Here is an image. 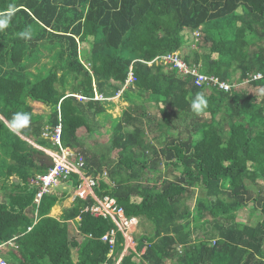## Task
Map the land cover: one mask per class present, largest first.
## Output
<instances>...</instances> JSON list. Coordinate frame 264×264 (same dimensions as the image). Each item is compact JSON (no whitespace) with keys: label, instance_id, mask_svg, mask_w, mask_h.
<instances>
[{"label":"trees","instance_id":"16d2710c","mask_svg":"<svg viewBox=\"0 0 264 264\" xmlns=\"http://www.w3.org/2000/svg\"><path fill=\"white\" fill-rule=\"evenodd\" d=\"M10 10L0 31V244L13 242L3 250L10 262L116 264L125 245L119 231L110 254L102 236L115 224L85 210L92 195L52 214L80 185L77 173L37 203L35 180L49 166L26 137L83 155L85 174L108 171L114 184L99 179L96 195L146 225L137 239L145 252L119 264H264V75L243 84L264 74V0H0V14ZM25 30L30 39L19 36ZM201 39L209 48L199 50ZM173 51L230 89L140 61ZM132 63L137 79L120 115L113 100L72 95L92 97L96 87L115 96ZM197 93L208 101L199 115L190 108ZM15 112L31 115L20 135L8 129ZM82 128L110 132L111 157ZM196 188L200 214L190 219Z\"/></svg>","mask_w":264,"mask_h":264},{"label":"built area","instance_id":"2783aa9c","mask_svg":"<svg viewBox=\"0 0 264 264\" xmlns=\"http://www.w3.org/2000/svg\"><path fill=\"white\" fill-rule=\"evenodd\" d=\"M140 61L147 63L148 65H152L154 62L162 63L170 66V68L176 69L178 73L182 75H193L195 77V83L199 86L220 85V87L226 90L230 89L231 87L228 83L221 81L219 77L201 72L200 65L195 63L188 64L179 51L161 54L149 61L141 59ZM262 76L263 75L261 73H258L253 76V79H258ZM136 79L134 66L131 64L124 88L134 83ZM122 91L123 90H120L114 97H106L103 93L98 92L97 88L95 87V96L93 98L101 100L115 99L121 95ZM74 95L80 100L90 99L89 97L80 94ZM61 132L62 128L59 125L56 128V134L53 136V140L58 144H61ZM50 155L54 159L53 165L49 168L47 173L37 175L35 180L36 185L39 187L36 198L37 203H40L43 196L49 193L53 187L61 184L65 178H67L71 173L75 172L80 175L81 183L75 191L74 199L76 197L86 199L88 196L92 195L95 198V203L87 206L85 210L90 211L95 216L111 218L115 224L114 227H112L106 234L102 236V240L105 242L108 241L111 245V251H113L115 246L117 233L120 231L124 235L125 245L117 264L124 255L130 254L132 251L136 252L137 256L142 255L145 252L146 247H144L141 251L138 249V236H136V234L138 233L137 231L140 227L139 218L135 216H128L124 207L118 203V200L115 197L106 195L100 198L95 193V187L97 186L99 179H106L109 181V183H113L109 178L108 171L105 170L103 174L99 176L83 173L82 168L85 165L84 156L80 155L77 159H70V157L73 156V152L69 148L62 147L61 153L53 152L50 153ZM78 218H80V216ZM7 243L13 244L12 241L0 244V264H12L3 252Z\"/></svg>","mask_w":264,"mask_h":264},{"label":"clouds","instance_id":"9594fccd","mask_svg":"<svg viewBox=\"0 0 264 264\" xmlns=\"http://www.w3.org/2000/svg\"><path fill=\"white\" fill-rule=\"evenodd\" d=\"M14 15V12L13 11H8L7 13H4V14H0V31H3L4 29H6L8 26H9V23H10V20H11V17ZM194 32H196V31H194ZM199 33V32H198ZM194 34V33H193ZM31 31L30 30H25V31H22V32H20L19 33V36L22 38V39H25V40H27V39H30L31 38ZM180 52V51H179ZM181 53V52H180ZM181 55H182V53H181ZM183 57V56H182ZM133 64V63H132ZM188 64H190V63H188ZM192 64H194V63H192ZM196 64V63H195ZM165 65V64H164ZM197 65H200V67H201V64H197ZM131 66V65H130ZM168 68H170V66H168V65H166ZM130 69V68H129ZM170 69H174V68H170ZM176 70V69H175ZM177 71V70H176ZM201 71V70H200ZM202 72V71H201ZM129 73V72H128ZM177 73H178V71H177ZM204 73V72H203ZM258 73H261L262 75H264L262 72H256V73H253V74H249V77L251 76L252 77V81L253 80H257V79H253V76L255 75V74H258ZM180 74V73H179ZM207 74V73H206ZM209 75H212V74H209ZM183 76H185V77H187V76H193V75H183ZM194 77V76H193ZM263 77V76H262ZM261 77V78H262ZM195 78V77H194ZM259 79V78H258ZM194 81H195V79H194ZM126 82V81H125ZM124 85H125V83H124ZM130 86V85H129ZM128 86V87H129ZM124 86L122 87V89H120V90H123L122 91V93L124 92V90L127 88H124ZM119 90V91H120ZM118 91V92H119ZM117 92V93H118ZM122 93H121V95H122ZM75 93H72V95H74ZM117 95V94H116ZM115 95V96H116ZM121 95L118 97V98H115V99H109V100H113V101H116V100H118L119 101V99H120V97H121ZM94 96H95V94H94ZM94 96H92V97H89V96H87V97H89L90 99H93V100H101V99H94L93 97ZM106 97H108V96H106ZM111 97H114V96H111ZM79 99V98H78ZM80 100V99H79ZM207 105H208V101H207V99H206V97L204 96V94L203 93H197L196 95H195V97L192 99V101H191V104H190V108H191V110H192V112L194 113V114H197V115H199L202 111H204L206 108H207ZM30 121H31V115L29 114V113H27V112H15V113H13L12 114V117H11V120L9 121V122H7L8 123V129H9V131L10 132H12L13 134H15V135H20L21 134V132H22V130H25V129H27L28 127H29V125H30ZM46 150H49V151H51V152H54V151H52V150H50V149H46ZM57 153V152H56ZM61 153V152H60ZM46 155L47 156H50V157H52L48 152H46ZM45 160V159H44ZM54 160V159H53ZM44 162V161H43ZM85 166V165H84ZM51 167V166H50ZM49 167V168H50ZM83 169V168H82ZM48 172V171H47ZM46 172V173H47ZM73 173H75V172H73ZM101 174H103V173H101ZM101 174H99V175H101ZM91 175H94V174H91ZM98 175V176H99ZM80 176V175H79ZM95 176V175H94ZM68 178V177H67ZM66 179V178H65ZM64 179V180H65ZM63 180V181H64ZM63 181L61 182V184H59L58 186H56V187H53L52 188V190L50 191V192H52L54 189H56V188H60L62 185H63ZM108 181V180H107ZM108 183H109V181H108ZM78 188V187H77ZM76 188V189H77ZM76 189L73 191V194L70 196V197H68L66 200H68L69 198H70V202H69V204H72L77 198H79V197H76L75 199H74V195H75V191H76ZM199 188H196V190H198ZM49 192V193H50ZM48 194V193H47ZM195 194H196V192H195ZM46 195V194H45ZM44 195V196H45ZM43 196V197H44ZM87 198H89V196L87 197ZM86 198V199H87ZM83 199V198H82ZM85 199V200H86ZM65 200V201H66ZM64 203V202H63ZM119 203V202H118ZM136 217V216H135ZM106 234V233H105ZM215 241H216V239L214 240V243H215ZM112 252L113 251H111V253L110 254H112ZM121 255H122V253H121ZM121 255H120V257H121ZM120 257H119V259H120ZM123 258V257H122ZM119 259L117 260V262L119 261ZM122 260V259H121ZM120 260V261H121ZM117 262H116V264H117ZM104 263H107L108 264V262H104ZM120 263V262H119ZM118 263V264H119ZM103 264V263H102Z\"/></svg>","mask_w":264,"mask_h":264},{"label":"rangeland","instance_id":"374dc122","mask_svg":"<svg viewBox=\"0 0 264 264\" xmlns=\"http://www.w3.org/2000/svg\"><path fill=\"white\" fill-rule=\"evenodd\" d=\"M194 36H195V39H196V40H199V39H198V38H199V34H198V32H194ZM195 39H194V40H195ZM196 40H195V41H196ZM201 42H202V43H201ZM206 43H207V44H206ZM199 45L201 46V48H199V50H203L202 46L205 45V47L208 46V48H209L210 43L205 42L204 39H201ZM211 47H212V48H216V44H212ZM219 50H221V48H219ZM166 69H167V68H166ZM168 69H169V68H168ZM251 81H252V77L250 76V77L246 78V79L243 81V84H248V83L251 82ZM114 102H116L115 109H114V110L111 109L110 111H111L114 115H120V113L122 112L123 107L126 106L127 103H125V102H120V101H118V100H116V101H114ZM106 122H107V121H106ZM92 123H93L94 127H96V128H101V123H100V122H96L94 119H92ZM107 124H108V125H111V121H109ZM82 129H84V128H82ZM213 129H215L213 126H208V130H213ZM83 133H85L84 136H85L86 138H88V141H89L90 145H94L93 141H96V144L94 145L95 148H96V149H99V150H101V151H103V152H106V153L108 154L109 149L107 150V147H108V146L110 145V143H111V135H112L110 132L105 131L104 133H101V134H100V131H99V132L94 131V132L91 133V132H87V130L85 129V131H84ZM183 133L187 136V138H189V133H187V132H183ZM175 135H176V134H175ZM201 139H202V136H201ZM47 152H48L49 154H50V153H53V152H51V151H49V150H47ZM109 153H110V156H109V157H111V152H109ZM108 155H109V154H108ZM198 193H199V190H196V194H195V196L193 197L194 199H192V204H193V205H192V207H191L190 219L200 214V208L197 207V206H194L195 203H197V202L199 201ZM65 204H66V206H63V207L61 208L62 211H63V210L69 205V203H68V204L65 203ZM56 209H57V208H56ZM240 212H241V211H240ZM240 212H239V213H240ZM244 213H245V211H244ZM52 214L57 215V216H60V215H61V213H56V211H54V210H53ZM258 215H259V213L256 212V211H254V216H258ZM243 216L246 217V215H243ZM245 219H246V218L243 217V221H244ZM70 224H71V227H72L73 229H74V227H75V229H76V226H75L74 223L71 222ZM145 226H146V225L144 224L143 226H141V227L138 228V231H137L138 233L136 234V236H140L141 233L145 232V230H146V227H145ZM75 229H74V230H75ZM75 233H76V231H75ZM71 234H72L71 236H73V232H72ZM138 258H139V255H138ZM167 264H173L172 260H167Z\"/></svg>","mask_w":264,"mask_h":264},{"label":"crops","instance_id":"0c3cea01","mask_svg":"<svg viewBox=\"0 0 264 264\" xmlns=\"http://www.w3.org/2000/svg\"><path fill=\"white\" fill-rule=\"evenodd\" d=\"M85 131V129H82L81 130V132H84ZM24 139H26V140H28V141H30L32 144H33V146H35L36 148H39V149H43L45 152H47V150L45 149V148H43V147H41V146H39V145H37L36 143H34L32 140H30V139H28V138H26V137H23ZM93 143H94V145L96 144V141H93ZM38 156V155H37ZM41 158H42V162L44 161V157H43V155L41 156ZM195 196V195H194ZM71 200H70V198L68 199V200H66V201H64V206H66V204L65 203H69ZM63 207V206H62ZM61 206L60 207H58L57 209H53L54 211H56V213H62V210H61V208H62Z\"/></svg>","mask_w":264,"mask_h":264},{"label":"water","instance_id":"95a60500","mask_svg":"<svg viewBox=\"0 0 264 264\" xmlns=\"http://www.w3.org/2000/svg\"><path fill=\"white\" fill-rule=\"evenodd\" d=\"M43 157L45 159L44 162H45L46 165H48L49 167L53 165L54 160H53L52 157L47 156V155H43Z\"/></svg>","mask_w":264,"mask_h":264}]
</instances>
